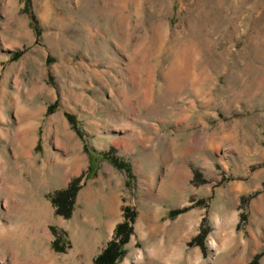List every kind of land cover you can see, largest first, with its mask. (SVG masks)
Instances as JSON below:
<instances>
[{"label":"rangeland","instance_id":"rangeland-1","mask_svg":"<svg viewBox=\"0 0 264 264\" xmlns=\"http://www.w3.org/2000/svg\"><path fill=\"white\" fill-rule=\"evenodd\" d=\"M26 7L0 0V218L11 195L42 202L60 264H94L127 207L137 218L117 264H165L155 248L184 251L176 264L196 251L200 264H253L258 255L264 264V0ZM85 145L114 149L134 178L103 161L88 179ZM78 178L65 218L51 196ZM203 230V246L191 244Z\"/></svg>","mask_w":264,"mask_h":264},{"label":"bare ground","instance_id":"bare-ground-1","mask_svg":"<svg viewBox=\"0 0 264 264\" xmlns=\"http://www.w3.org/2000/svg\"><path fill=\"white\" fill-rule=\"evenodd\" d=\"M11 198L14 201L12 207L8 205L7 200L6 210L0 218V264H60L58 261L60 257L48 249V242L52 235L49 230V216L45 214L46 207H43L42 202L36 203V199H34L35 202L28 204L18 196L11 195ZM21 215L25 218H21ZM22 219L26 221L21 222ZM94 244L92 246L95 247L96 244ZM40 245L43 246L42 256L38 255ZM209 248L217 251L214 237L210 238ZM183 252L180 249H172V253L164 255L155 248L151 255L165 264H176L185 257ZM143 257V253L140 252L136 255V261H140ZM200 261H202L200 253L196 251L188 258L187 264H200Z\"/></svg>","mask_w":264,"mask_h":264},{"label":"trees","instance_id":"trees-1","mask_svg":"<svg viewBox=\"0 0 264 264\" xmlns=\"http://www.w3.org/2000/svg\"><path fill=\"white\" fill-rule=\"evenodd\" d=\"M32 0H27V7L25 8L26 12H30V5ZM32 26L35 27V31L37 32V35L41 34V30L38 27V21L35 16L32 15ZM22 53H16L14 54L12 60L17 61ZM58 105L57 103L51 105L48 108V114H53ZM73 130L79 135L81 139H84L85 134L81 128L80 122L77 120V118L71 114H66ZM114 149H112L110 152L103 153V152H96L95 150L91 149L88 145H85V151L89 156L90 160V166H89V172L87 174V178L91 179L97 175V172L99 170V166L103 161H107L110 164H112L117 170H123L126 172L127 177L131 180L134 178V174L132 171V168L129 163H127L125 160L120 159L114 155ZM196 177H199V174H196ZM80 182L81 178H78L74 181H72L69 184V187L66 190L57 192L55 195L51 196V201L53 205L56 207V211L60 216H63L65 218L71 217L74 205H75V199L77 197V194L80 190ZM186 209L183 210H173L170 212V216L176 217L183 212H185ZM137 214L135 211H133L130 207L125 208L124 210V221L119 224L115 230V236L113 240L109 243L108 247L104 250V252L98 256V258L94 261V264H117L118 261H120L125 253V246L128 244V242L131 239L132 236V224L136 221ZM244 218V216H243ZM208 234V231H201V233L193 240L191 244H198L200 246H203V241L206 238V235ZM261 258V255H258L254 258L253 264H259V259Z\"/></svg>","mask_w":264,"mask_h":264}]
</instances>
